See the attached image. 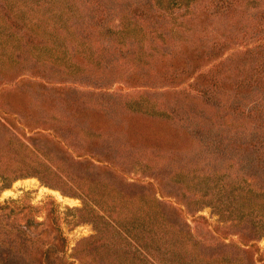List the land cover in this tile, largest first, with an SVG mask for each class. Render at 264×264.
I'll return each mask as SVG.
<instances>
[{
	"label": "trees",
	"instance_id": "obj_1",
	"mask_svg": "<svg viewBox=\"0 0 264 264\" xmlns=\"http://www.w3.org/2000/svg\"><path fill=\"white\" fill-rule=\"evenodd\" d=\"M10 82L51 107L18 110L47 123L25 139L0 114V174L70 185L87 242L111 238L81 261L264 264V0H0ZM20 208L0 203V264H72L59 232L6 226Z\"/></svg>",
	"mask_w": 264,
	"mask_h": 264
},
{
	"label": "rangeland",
	"instance_id": "obj_2",
	"mask_svg": "<svg viewBox=\"0 0 264 264\" xmlns=\"http://www.w3.org/2000/svg\"><path fill=\"white\" fill-rule=\"evenodd\" d=\"M13 88L12 82L0 87V94L10 91L8 94L0 95V114L4 120L1 119L6 122V125L16 130V134L23 139L28 134H31V130L34 128L46 132L47 123H34L27 126L23 122L18 110H21L20 108L32 109L34 108V104L40 108H50V104L46 106L37 98L22 95L20 92L17 93ZM131 91L133 92L129 93L128 90L126 94L127 98L136 94V90ZM15 172H18V170H15ZM21 172L26 173L14 178L11 172H2L0 174V203H11L12 205L23 207L19 210L15 209L6 217V226L17 227L23 225L28 218H33L30 219L32 222L31 227L33 230L42 231V238L40 240L42 243L51 242L56 235L55 233L59 232L61 240H59L58 245L61 246V249L63 248V258L66 261H72V264H88L79 259V254L86 252L91 244H94L93 247H95L96 244L102 243V241L104 243L110 242L111 238L99 237L98 243L95 240L91 244L87 242L89 240L87 237L95 233V229L93 228L94 221L91 216L82 213L78 209L82 205V200L72 191L68 183L58 179H51L43 175V173L37 174L34 171L27 172V170ZM132 172V174L128 172L127 176L131 175L135 177L139 174L137 170H133ZM26 179H30L32 182L27 184L25 182ZM32 185L35 187H32ZM13 186H17L18 188V192L14 196L4 193ZM58 194H61L63 198L61 199ZM198 213L205 215L211 226L217 223L221 224V222H218L217 214L212 212L210 206L202 207ZM187 217L190 219V216ZM35 221L40 222L37 223ZM206 226V223H202L201 227L205 230ZM229 236L226 238H229ZM255 244L259 247L258 253L264 258V236L256 240ZM114 248H116L115 245ZM121 250L122 246L118 245L117 251L121 252Z\"/></svg>",
	"mask_w": 264,
	"mask_h": 264
},
{
	"label": "bare ground",
	"instance_id": "obj_3",
	"mask_svg": "<svg viewBox=\"0 0 264 264\" xmlns=\"http://www.w3.org/2000/svg\"><path fill=\"white\" fill-rule=\"evenodd\" d=\"M25 182H26L27 184H30L32 181H31L30 179H26ZM34 182H35V181H34ZM34 182H33V183H34ZM28 186H29V185H28ZM32 187H35V186L32 185ZM17 192H18V188H17V186H13L12 188L6 190L4 193H5V194H12V195L14 196ZM5 194H4V195H5ZM58 196H59L61 199L63 198V196H62L61 194H58Z\"/></svg>",
	"mask_w": 264,
	"mask_h": 264
}]
</instances>
